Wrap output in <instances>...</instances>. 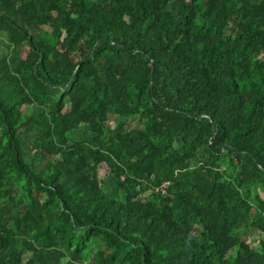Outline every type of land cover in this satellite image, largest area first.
Wrapping results in <instances>:
<instances>
[{
    "label": "trees",
    "instance_id": "trees-1",
    "mask_svg": "<svg viewBox=\"0 0 264 264\" xmlns=\"http://www.w3.org/2000/svg\"><path fill=\"white\" fill-rule=\"evenodd\" d=\"M0 44V264H264V0H0Z\"/></svg>",
    "mask_w": 264,
    "mask_h": 264
},
{
    "label": "rangeland",
    "instance_id": "rangeland-1",
    "mask_svg": "<svg viewBox=\"0 0 264 264\" xmlns=\"http://www.w3.org/2000/svg\"><path fill=\"white\" fill-rule=\"evenodd\" d=\"M5 51V48L3 46V44H0V55ZM136 123H134L133 125H135Z\"/></svg>",
    "mask_w": 264,
    "mask_h": 264
},
{
    "label": "built area",
    "instance_id": "built-area-1",
    "mask_svg": "<svg viewBox=\"0 0 264 264\" xmlns=\"http://www.w3.org/2000/svg\"><path fill=\"white\" fill-rule=\"evenodd\" d=\"M163 192H164V190H163Z\"/></svg>",
    "mask_w": 264,
    "mask_h": 264
}]
</instances>
